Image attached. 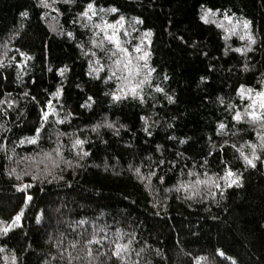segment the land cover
<instances>
[{
	"label": "trees",
	"instance_id": "obj_1",
	"mask_svg": "<svg viewBox=\"0 0 264 264\" xmlns=\"http://www.w3.org/2000/svg\"><path fill=\"white\" fill-rule=\"evenodd\" d=\"M89 2L90 20L78 16ZM205 9L215 12L207 23ZM120 16L123 46L135 58L139 44L154 69L135 98L108 72L117 57L95 28ZM0 65V100L13 102L0 104V229L23 208L19 225L0 231V264H119L117 243L129 246L123 264H264V150L255 168L237 151L264 136L246 115L264 90V0H0ZM49 100L55 115L41 121ZM225 165L241 187H224Z\"/></svg>",
	"mask_w": 264,
	"mask_h": 264
},
{
	"label": "snow or ice",
	"instance_id": "obj_2",
	"mask_svg": "<svg viewBox=\"0 0 264 264\" xmlns=\"http://www.w3.org/2000/svg\"><path fill=\"white\" fill-rule=\"evenodd\" d=\"M57 2V0H50V2H46V0H40V6H43L44 8H48L50 6H52L53 4H55ZM65 3H70L71 0H64ZM55 10V9H53ZM101 11H104L103 9H101ZM108 12H112L115 13L118 11L117 8L112 7L107 9ZM211 12V10L209 9H205L203 15H201L200 19L202 21H204L205 23H207V17L209 15V13ZM89 13H91L92 15H95V10H94V5L93 3L89 2L86 7L84 8V10L80 13H78L79 17H86L87 19H91V16H89ZM212 15H215V12H211ZM22 17H26L28 15L27 12H21L20 14ZM137 22L138 21V18ZM224 19L226 20H231V17L229 16H225ZM102 23L95 25V28L99 31H103L104 34V41H106L107 43H109L111 45V49H109L106 52V55H110V56H116L117 58L113 60V65H115V70L113 69L112 66H109V68L107 69L108 72L112 75L115 76L116 79L118 80H122L124 82L125 87L120 88L121 92H124L126 94H130L131 96H133L134 98L139 96V91L138 89L141 88V86L145 83L146 79L148 77L151 76V73L154 71V69L149 68L148 64H147V58L149 57L150 53L146 50H143L141 48V46L139 44L135 45L134 47H132L131 51L138 53L139 55L136 56L135 58H133L129 51L123 46L124 43H126V41L122 42L120 37L117 35V33L120 30V27L123 25L124 22V17L120 16L115 22L113 23H104L103 22V18H101ZM74 23L80 22L77 19H74L73 21ZM219 27V25H217ZM243 26L245 29H247L249 27L248 21L245 20L243 21ZM108 29H112L111 34H109V32L107 31ZM232 31H235V28L233 27L231 29ZM67 35L69 37L72 36L71 32H68ZM93 35H95V33H93ZM124 36H128L129 33L128 32H124L123 33ZM143 36L145 38L150 37L151 36V32L150 31H146L145 33H143ZM179 38V37H178ZM244 37L242 36L241 39H243ZM94 46H98L101 49L104 48V44L103 43H99L94 41ZM249 43H253V40L251 38V36H249ZM79 47V45H78ZM19 51V50H17ZM236 51H240V49H236ZM20 57H21V61L26 60V59H30L29 56H27L24 52H20ZM136 61H143V63H137ZM93 63H96V61H93ZM0 67H2V65H0ZM103 70V67H98L96 68L97 72H100ZM67 71V68H63V69H58L57 72L59 75H63L64 72ZM117 72H120V75H117ZM91 74V73H89ZM141 76H143L144 78L142 79ZM165 79H167V76H165ZM202 80H205L206 77H201ZM156 91H162V89L157 88ZM239 91V90H238ZM249 92H251L252 90L249 89ZM61 94V89L60 87H57L56 90L51 94L53 97H55L57 100H59ZM112 99L113 100H117V99H121L122 97L113 92L112 94ZM241 95H243V93H241ZM91 97H88V100H91ZM169 103L172 102V97L168 96L167 97ZM249 99L252 101V103L249 105L251 111H248L246 113V115L248 116L249 120L251 122L254 123H260V122H264V112L262 111H258L257 109H264V91H260L257 92L255 97L249 96ZM5 102H7V104L9 106L12 105V101L11 100H0V104H4ZM85 105H81V107H84ZM90 106V105H88ZM48 110H42L39 119L41 121H46L49 116L50 113L51 115H55V112L51 110V100H49L45 106ZM233 120L239 121L241 118V114L239 112H237L235 115H233ZM141 119H144L143 117H141ZM59 122V121H57ZM43 123L40 124L39 127H37L35 129L36 133H40L41 128L43 127ZM95 127L93 126V131H95ZM107 127L111 128L112 124H107ZM121 127H123V125H121ZM219 128L221 130H223L224 125L220 124ZM146 130V129H145ZM147 131V130H146ZM148 135H151V132H147ZM171 139V138H170ZM261 143L259 145L257 144H249L248 147L251 149L250 154H245L244 151H241V149H237V151L240 154V157L243 159L244 163L247 166H250L252 168L256 167V163L255 161L260 159V157L257 156V148L264 150V136L261 137ZM29 143V144H34L36 143V137H30V138H24L21 139L20 143ZM83 142L80 139H75L74 141V147H77L79 145H81ZM181 144L184 143V140L180 141ZM243 147V145L241 146V148ZM157 150H159V146H157ZM56 155H59V152L56 153ZM83 156H87L88 153L86 151H84L82 153ZM209 155H211V153H209ZM160 163L162 164L163 161H160ZM223 163V162H222ZM136 174L138 176V178L140 180H144L145 177L139 175L140 173V169L137 168L136 170ZM155 172H152L150 174V176L148 177L149 179L151 178L152 175H155ZM189 175H191V173H189ZM36 177L33 176V180H35ZM161 180H163V177L160 178ZM221 179L225 180V184L224 187L228 188V187H241V180L242 177L238 174V173H234L227 165H225L224 167V176L221 177ZM207 181H203V180H199L197 179L194 183V187L195 186H199L202 184H206ZM213 186L216 187L217 189L220 188V185L215 184L213 182ZM21 187H31V185H21ZM183 187L187 188L188 185H183ZM18 191L20 190L19 188L17 189ZM165 191H168V189H165ZM211 195L215 196L216 193H210ZM220 197L223 198L224 193L221 191L219 193ZM31 196H29L27 193H25L24 195V203H27L29 200H31ZM155 207V205H154ZM23 212V208L20 209L19 212H17V214L15 216L12 217V223H8L6 227H3L2 229H0V231H3L5 234H7V232L9 231V229L16 227L19 225L20 222V216L21 213ZM81 223H83V221H81ZM119 231V230H117ZM97 243V241L93 238V239H84V244L86 246L88 245H92ZM70 247L72 249H76V243L72 242L70 244ZM129 250V246L126 244H120L117 243L114 247V249L111 251V256L113 258H115V261L119 262V264H123L124 262V257L126 252ZM0 251H2V249H0ZM65 252L68 251L67 248L64 249ZM85 254L88 257L92 256V251L90 248H86L85 250ZM98 255H104L103 251L101 250ZM137 255H139V253H137ZM217 255L219 256H223L224 254L222 252H220L219 250H217ZM74 259L79 260L80 257L77 256ZM199 259V258H198ZM13 264H15V260H13ZM68 264H72V258H70L68 260ZM101 264H103V261H101ZM233 264H235V262H233Z\"/></svg>",
	"mask_w": 264,
	"mask_h": 264
},
{
	"label": "rangeland",
	"instance_id": "obj_3",
	"mask_svg": "<svg viewBox=\"0 0 264 264\" xmlns=\"http://www.w3.org/2000/svg\"><path fill=\"white\" fill-rule=\"evenodd\" d=\"M263 91H264V90H263ZM250 101H251V100H250ZM251 102H252V101H251ZM257 110L260 111L261 109L258 108Z\"/></svg>",
	"mask_w": 264,
	"mask_h": 264
}]
</instances>
